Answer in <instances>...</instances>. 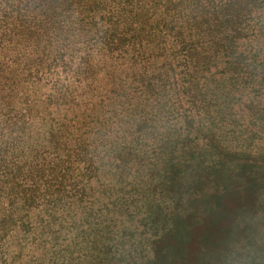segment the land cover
Returning a JSON list of instances; mask_svg holds the SVG:
<instances>
[{
	"label": "trees",
	"instance_id": "trees-1",
	"mask_svg": "<svg viewBox=\"0 0 264 264\" xmlns=\"http://www.w3.org/2000/svg\"><path fill=\"white\" fill-rule=\"evenodd\" d=\"M263 39L264 0H0V242L68 221L61 209L92 200L120 141L158 145L153 126L135 130L117 110L122 101L105 110L126 88L155 101L161 128L175 96L181 115L219 125L231 103L264 92L253 44ZM172 161L164 181H174ZM51 249L38 264H83Z\"/></svg>",
	"mask_w": 264,
	"mask_h": 264
},
{
	"label": "rangeland",
	"instance_id": "rangeland-1",
	"mask_svg": "<svg viewBox=\"0 0 264 264\" xmlns=\"http://www.w3.org/2000/svg\"><path fill=\"white\" fill-rule=\"evenodd\" d=\"M253 42L264 64V39ZM139 94L126 88L105 110L122 101L117 110L129 111L135 130L153 126L158 145L141 152L134 143L116 144L92 200L61 209L69 214L62 225L64 216L50 229L34 222L30 231L14 230L0 242V264H38L51 246L49 256L62 249L61 261L78 256L83 264H264V92L231 103L219 125L209 116L181 115L175 96L164 105L162 128L155 101ZM171 159L174 181H164Z\"/></svg>",
	"mask_w": 264,
	"mask_h": 264
}]
</instances>
